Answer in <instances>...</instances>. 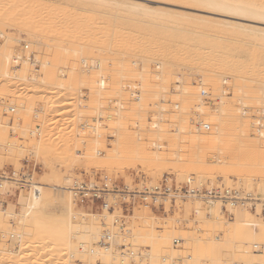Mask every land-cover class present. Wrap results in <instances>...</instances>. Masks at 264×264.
Here are the masks:
<instances>
[{
  "label": "bare ground",
  "instance_id": "obj_1",
  "mask_svg": "<svg viewBox=\"0 0 264 264\" xmlns=\"http://www.w3.org/2000/svg\"><path fill=\"white\" fill-rule=\"evenodd\" d=\"M14 1L16 2L14 3ZM37 1L32 3L29 0H0V125L6 119V122L4 121L3 126L0 127V138L4 144L6 141H9L7 140L9 139L7 138V127L10 126V131L17 134L19 132L20 135L18 134V136L21 139H26L28 135L31 137L36 134L38 139H31L29 145H26L29 150L26 151L33 157L36 155L46 156L41 153L47 149V146L50 148L52 146L51 143L50 145L45 144L47 141L45 140L46 134L50 133V131L44 133L47 126L45 125V120H47L46 115L44 114V121L42 120L44 125L40 121H38L40 122L39 126L35 125L37 130H33L34 126L29 130L28 124L24 127L23 124L24 122H29V120L31 121V119H35V117L39 119V112L46 110L48 113L50 107L48 106V109L46 106L45 100H47V95L52 97L55 100L54 103L57 104L54 107L55 109L51 106L52 108L49 113L53 109L51 113H54L57 118H62L69 114L73 116L74 114L75 116L70 118L72 120L69 119L70 121L67 123H71L70 125L73 127L81 125L86 127L82 136H80V133V138L77 136L76 139L82 138L80 140L82 142H91L87 146V154L102 155L98 159H101L103 164L119 165V163H122L121 160L124 161V165L128 162L126 160H134V162L132 161L134 164L137 160L141 162L140 166L143 163L142 166L144 167L143 169L140 167L141 171H145L146 169L147 171L148 169L154 171L155 166L159 163L165 164V166L168 164L167 166L169 167V163L175 165L174 162H176V165L178 166L179 163L180 167H178L183 171L186 169L184 163H188V165L192 164L190 161L192 160L191 157H193L194 160L197 159L199 161L198 164L200 165L197 167L204 164H210L211 166L212 163L210 162L205 161L202 163L201 159L205 158L204 156L207 152H202V150L210 149L215 145H222V147L223 144L228 145L231 140V136L229 135L230 130L236 132L237 137L234 134L233 139H236L235 141L238 140L240 143L249 138L256 142L259 141L258 137H263L260 139L261 146L259 147L264 148V134H262L264 132L259 131V129H264V55H262V53L264 54V2L256 0H180L187 5L185 9L189 11L179 13L171 10L151 8L145 4L130 0H61L83 5V10L90 12L94 10V13L96 12L97 14H91L90 16L88 14L86 17H83L82 15L78 16V14L70 13L59 17L58 14V16L56 15L53 7L44 4L42 1L37 3ZM167 5L180 7L172 4ZM190 11L194 13H190ZM172 16L178 17L179 20H171ZM143 20H146L148 23L143 24L149 27L148 31L154 30L152 31L154 36L153 33L151 34V32L147 31L149 33L148 37L153 36L154 41H152V38V40L137 38L136 35L138 33H135L136 30L134 31V29L138 27L137 23ZM181 20L209 23L220 30L231 31L237 35L233 37L247 40L252 46L263 50V52L260 51L261 54L259 52L261 55L259 57L261 59L263 57V59L260 60L258 57V60L256 58L258 50L251 51L255 57L251 54L249 61L237 53H234L235 55L232 54L231 51H227L230 49H225L223 46H220V49L221 47L223 49L219 52V48H215L218 43H215L214 47L211 41L213 51L212 48H209L211 51L206 49L208 53L200 55L194 52L199 50L201 53L200 47L202 50H205V46L209 44L206 42L207 44L205 43L204 46V42L200 40L198 42L187 43L189 50L186 48V45L185 48L187 50H181L183 42L181 40L182 37L179 35L180 32L177 34L167 33V30L174 28L171 26L173 23L177 24ZM157 21L158 23H155ZM139 25L141 26V24ZM150 27L155 28L150 29ZM157 27H162L164 33L161 31V34L156 35V31L159 33L162 29H158ZM7 28L9 30L12 28L18 34L22 33L24 37L16 36L14 40L12 39L10 42L7 40L6 42L4 40L6 38L3 36L7 33ZM144 31L143 33H145ZM165 31L167 34H165ZM157 36L158 38L155 39ZM40 40L43 41L44 53L46 52L44 58L38 57L36 53L41 47L38 49L35 48L36 45H33V41L36 44ZM8 44H10L9 47ZM189 44L192 45L189 46ZM198 45L201 46L198 48ZM185 51L194 52V55L197 53L196 56L200 55L194 58L195 60L189 56L196 62L195 66L194 62L191 63L192 59L190 60L191 66L195 67H191L196 72L194 73V75L196 74L194 77L199 79L195 86H191L190 88L189 85L190 91H188L189 88L187 90L184 88L186 81H184V78H181L184 74H181L182 70L181 72L179 70L180 74L178 72L179 75L175 74V77L172 70H170L172 66H177V64L172 65V62L180 61L182 57L189 58L184 55L186 54L184 53ZM182 54L183 56L180 58L179 56ZM186 58L184 59L186 60ZM170 59L173 61L171 62ZM187 63L184 64L187 65ZM152 64L156 68V72L153 71L154 73L149 71ZM181 64L178 66L183 65ZM34 66L39 67V76L44 77L43 79H39L42 86L46 87L44 90L47 89L48 91L52 87L51 85L50 87L46 85L50 83L53 85L54 91H52L53 93L51 92L52 96L49 92L51 89L48 91L50 95L44 92V90L40 92L39 88L42 87L41 84L37 83L35 84L39 85L37 90L39 92L34 90L29 91L31 89L28 88V92L25 89V94L23 93L22 96L21 92L18 94L16 91L18 86L31 83L29 77L34 81L32 76H37L31 75L37 72L33 70ZM30 72L33 73L30 74ZM172 79L176 80L173 89L170 88V85L172 86ZM227 80L229 81V90H227L228 86H226L227 88L224 87L225 89L220 86L221 84L226 85ZM211 83L213 87L210 85ZM83 86L85 88L87 86L88 98L92 100L87 98L91 102L87 101L92 106L87 105V102H78L80 101L78 98L83 97L81 92V87L84 89ZM208 87H212V93H208ZM37 95L43 97L44 103L42 102L41 107L36 102ZM76 96H78V103L75 100ZM206 97L212 98L210 99L212 102H208ZM223 97L230 101L227 103L226 100L222 101L224 100ZM73 100L74 102L71 103ZM218 101H222L221 104L223 103V105L220 102L218 103ZM84 104H86V107L88 106V109L82 108ZM211 106L214 107L211 108ZM84 111H91L93 114L96 113V115L100 113L103 117L99 119L103 118L106 124L96 121V123L101 124L100 126L95 121L87 120L88 118L86 120L83 119L84 115L82 113ZM217 111L221 112V114H226L223 115L226 116L224 117L225 119L222 116L220 122L218 121L220 118L217 117L221 115H219L220 113L217 115ZM117 112H130L131 116L136 112L138 116H134L142 118L146 117L148 112H151L153 115H151L152 121L154 120L152 123L155 124L153 126L150 124L151 126L148 129L145 127L141 128L144 126V124H141L140 128L136 129L137 126L135 127L134 125L138 123L139 127V122L141 121L142 123L143 119L138 122L137 119L133 118L136 121L134 124L131 117H124V114L120 116L121 113H118L119 115L116 117ZM159 112L161 113L160 116ZM182 112L183 115L179 114ZM11 113L12 121L14 122L12 125H8V121L11 119L8 117L11 116ZM130 113L127 116H130ZM167 113L171 115H167ZM163 114L166 115L162 116ZM121 117L131 119L132 125L134 124L133 127L136 129H134L133 133H129L128 127L127 129L126 126L122 127V123H124L123 118L120 121L116 119ZM253 117L256 119V129L259 128L258 131H255L257 136H253L250 131L248 132V128H242L249 125L248 123L251 124V122L255 121ZM67 118L66 120H68ZM168 118L172 119L169 120ZM175 118H181V121L177 124V121L174 122ZM234 118L237 121H234ZM2 119L4 120L2 121ZM60 120L58 119V121ZM120 122H122L121 126H119ZM20 123L23 124L20 125ZM160 123L163 125H159ZM200 123L202 126L199 129H195L193 126V129L189 127L190 124H195L196 127ZM40 124L43 125L41 127V129L43 128L42 130L40 129ZM174 124L176 129L172 131L169 128H174ZM52 125L54 127V124ZM156 125H159L162 129L156 130ZM154 126L155 128L152 129ZM95 128L99 130H95ZM226 130H229L228 133ZM69 131L66 133L67 136L69 134L73 136L77 130ZM96 131L100 132L101 135L99 134V136L94 137L97 134ZM257 132H261L262 137ZM60 134L58 135L59 137L64 136L62 134L60 136ZM142 135L146 139V144L142 143L144 142L142 141L144 139L141 138ZM158 135V138L153 137H157ZM124 136H127L126 143L124 142L126 146L116 148V141L119 138L123 139ZM139 136H141L140 141L142 142L136 143L137 145L135 144L133 151H131L128 145H131ZM70 137L68 136V138ZM98 137L99 141H94V138L98 139ZM107 137L111 140L109 144L107 143ZM67 139L63 140L62 138L63 143L62 145L60 144L61 151L65 152L62 151V154L64 153L62 158H65L66 155L69 157L70 155L71 161L76 160L77 157L79 158L82 155L81 150L79 151L78 149L80 147L76 148L75 138L72 139L71 137V140H69H74L71 143L73 146ZM164 140L168 143H166L167 145L173 148L172 151L170 150L171 152L167 151V155L164 154V150L162 149V142ZM59 141L60 139L57 141L58 144ZM200 141L211 143L206 147V142H204L205 146L202 147L205 148L198 150L201 145ZM226 142L227 144H225ZM20 143L10 141L5 146L6 152L4 154L8 152L10 153L8 155H11L9 157L13 156L15 158H18L16 157L17 155L21 156L25 154L26 151H23V149L26 147L24 143V146ZM178 143H180L179 147H175ZM198 144L200 145L196 147L198 148L196 150L197 154L192 156L194 154L192 147L195 148ZM238 145L240 149L241 146L243 147V145ZM54 146H57V144ZM54 146L52 147L54 148ZM146 146L148 150H143V147ZM233 146L226 151L233 149ZM53 148L51 149H57ZM74 148L78 150H74ZM236 148L239 150L238 147ZM51 149H47V151H51ZM187 149L188 151L190 149L193 151L190 153L191 156H187L186 153V158L190 157L191 159H189L190 163L184 159ZM160 150L162 152H159ZM14 153L15 155L16 153L18 154L15 156L13 155ZM45 154L50 156V153H46V151ZM255 157L258 158V155L254 156V158L252 157L249 162L244 164V168L251 170L252 167L255 168V163L258 161L257 170L261 171L260 169H262V172L258 171V174H260L257 176L256 171V176L251 177V179L256 180L259 177L261 178V174L264 176V157H259L257 160ZM180 159H183L184 169L182 168L183 165L181 166ZM194 163L196 165V162ZM214 163L212 164V167L213 165L215 166V169L212 168L214 169L213 172H222L221 168L219 169V167H223L221 166L222 163L218 161ZM227 164L230 166L229 168L228 166L226 167V164L223 167L225 168L223 169V180L225 183L228 181L226 175L229 174L226 171L230 172L231 169H234L233 173L234 171L237 172L240 166L244 169L242 167L243 164H239V166L238 163L236 165V163L229 161ZM121 165L119 166L121 167ZM238 166L239 168H237ZM126 167V165L123 166V168ZM212 169L210 168L211 171ZM193 170L196 171L197 169ZM210 170L208 169L209 172ZM199 171H196L198 175L195 173L198 180H200L199 185L205 176L213 174L212 172L206 174L207 170L204 169L200 171L203 174H199ZM191 179L193 178L191 177ZM0 180H2L0 193L3 195L2 197L5 196L3 199L0 198V264H264V217L261 215V208L259 207L260 204L264 206V197L254 196L252 198L248 196L252 195L251 188V192L240 194L237 192L238 189L233 190L229 187L231 184L226 183L224 189L222 186L221 189L219 187L217 189L211 188L206 190L207 192L212 190L217 192L224 190L232 192L234 200L238 199L237 197L243 200L241 202L242 206L240 204L232 205L233 202L230 200L224 203L219 199L210 200L206 196L198 197L194 195L189 197L182 194L179 195L178 197L189 199V202L183 203L182 214L185 215L184 220L185 218L189 219L191 215L194 216L193 221L187 224L184 220L180 219L181 213H179L178 209H181V205L179 203L176 205L175 210H173L174 217L172 218L166 216L167 218L164 220L155 219L151 216L149 209L145 207L141 209L140 214L137 212L132 213V220L130 219L131 221L126 224L123 219L121 220L123 218L121 212L116 211V209L109 211L107 208L102 207L101 214H94L90 210L85 211L82 206L77 205L78 201L74 192V186L76 183H80V180L71 181L69 185L70 189L63 183L62 185L65 186L63 190L55 184L52 186L33 185L29 182L30 179L24 175L18 177L16 180H8L5 174H0ZM159 181H163L161 175L159 176ZM23 186L28 187L27 192L21 190ZM246 187L249 189L248 186ZM144 188L149 189L151 192L153 191V188L150 186H145ZM259 188V191L264 196V183L259 185ZM190 189L194 191L193 193L200 191V188L197 189V187H190ZM110 192V190L103 192L107 205H109L107 198L110 197ZM154 195L159 196L160 193H155ZM15 196H17L16 203L13 202L14 204H7L6 207L3 206L4 202H6L5 199ZM206 202L208 206H206ZM138 203L134 202L135 205ZM165 203L168 204L169 202L166 200ZM251 206H254V209L256 207L255 212H251L252 214L249 210L240 213L235 210V207L250 209ZM222 208L226 210L223 211ZM223 212L231 215V217L226 219ZM255 216H259L260 221H255ZM11 222L17 225L15 230L11 228ZM249 234H254L260 242L261 246L256 254L240 250L241 245L249 243L247 241V235ZM17 248L19 249L18 251L21 250V253H17L18 251L15 250ZM28 261L30 262L28 263Z\"/></svg>",
  "mask_w": 264,
  "mask_h": 264
},
{
  "label": "rangeland",
  "instance_id": "obj_2",
  "mask_svg": "<svg viewBox=\"0 0 264 264\" xmlns=\"http://www.w3.org/2000/svg\"><path fill=\"white\" fill-rule=\"evenodd\" d=\"M36 2L37 0H29V2ZM44 2V4H47L48 6H50V7H53L54 9H55V13H56V15L58 14L59 15V17H62V15H64V16H66L67 14H70V13H74V14H78V16L79 15H82L83 17L85 16H87L88 14H89V16L91 15V14H94L95 15V13H94V10H93V12L91 11H86V10H83V5H79V4H72V3H70V1H61V0H38L37 1V3L39 2ZM129 1V0H128ZM130 1H135V2H139V3H142V4H145V5H147V6H149V7H151V8H156V9H164V10H171V11H174V12H179V13H183V12H188L189 10H186L185 8H186V6L187 5H185V3L183 2V1H180V0H176V1H168V0H149V1H147V0H130ZM256 1H259V2H264V0H256ZM16 1H14V3H15ZM167 4H172V5H175V6H180V7H174V6H171V5H167ZM182 7V8H181ZM194 13L193 11H190V13ZM97 14V13H96ZM57 15V16H58ZM61 15V16H60ZM94 15H92V16H94ZM195 15H197V14H195ZM81 17V16H80ZM171 20H179V18L178 17H175V16H172L171 17ZM148 24L147 22H146V20H143V21H141V22H139V23H137V25H138V27H136L135 29H134V31H135V33H138L136 36H137V38H145L146 40L148 39H150V40H152L153 39V36H154V33L152 32V31H154V30H152V31H148L147 29L149 28V27H147V25H143V24ZM155 23H158V21L157 22H155ZM139 24H141V26L139 25ZM140 26V27H139ZM145 26V27H144ZM171 26H173L174 28L172 29V30H167V33H171V34H177V33H179V35L182 37V42H183V47L181 48V50L182 49H186L187 47H188V44L187 43H192V42H198V40H200L201 42H204V46H205V43L206 42H208L209 44H207V46H205V50H202V48L200 47L201 45H198V48L200 47V50H201V53L199 52V50L196 48V50H198V51H194V52H197L198 54H203V53H208V51L212 48L211 47V43H210V41L212 42V46H214V44L215 43H218V44H216V47L215 48H219V52H220V50L221 49H223V48H225V49H230V50H227V51H231L232 52V54H234V53H237L239 56L241 55V56H243L244 57V59H248V61L250 60V57H251V54H253V52H251L252 50H255V51H257L258 50V52H257V56H256V58L259 60V58L261 57V52L260 51H262L263 52V50H261L260 48L258 49V48H256V46L254 47V46H252L247 40H242L241 38H238V37H233V36H235L236 34H234V33H232L231 31H228V30H220L219 28H217V27H215V26H212V25H210L209 23L208 24H206V23H197V22H195V21H188V20H181V21H179L177 24H172ZM147 27V28H146ZM140 28V29H139ZM152 28H155V27H150V29H152ZM158 29H160V28H162V27H157ZM156 28V29H157ZM12 28H10V30H9V28H7L6 29V32L7 33H5L4 34V36L3 37H5L6 39H4L6 42H7V40H9V42L10 41H12V39L14 40L15 38H16V36H23L24 37V35L22 34V33H16V31H13V29L11 30ZM139 29V30H138ZM156 29H155V31H156ZM165 29V28H164ZM143 30H145L144 32L147 34L148 32H151V34L153 33V36L152 37H148V35H149V33L146 35L145 33H143ZM163 30V28L159 31V33L156 31V35H159V34H161L162 32L164 33V31H162ZM148 31V32H147ZM162 31V32H161ZM15 32V33H14ZM141 32V33H140ZM161 32V33H160ZM143 33V34H142ZM166 33V31H165V34H167ZM15 34V35H14ZM139 34H141V35H144V36H141V35H139ZM5 35H7V36H5ZM155 35V36H156ZM163 35V34H162ZM141 36V37H140ZM148 37V38H146V37ZM237 36V35H236ZM14 37V38H13ZM11 38V39H10ZM152 38V39H151ZM156 38H158V36L157 37H155V39ZM0 40H1V38H0ZM141 40V39H140ZM180 40V41H181ZM36 41V40H35ZM35 41H33V45H36L35 46V48H38L39 49V47H41L40 49H39V51L38 52H36L37 53V56L38 57H40V58H44L46 55V52L44 53V44L42 43L43 41L42 40H40V41H37V43L35 44ZM137 41H138V39H137ZM152 41H154V39L152 40ZM179 41V42H180ZM199 41V42H200ZM41 42V43H40ZM38 43H40V44H38ZM174 44V43H173ZM172 44V45H173ZM180 44H181V42H180ZM194 44V43H193ZM201 44V43H200ZM220 44V45H219ZM39 45V46H38ZM185 45H186V48H185ZM190 45H192V44H189V46ZM210 45V46H209ZM217 45H218V47H217ZM10 46V44H8V47ZM38 46V47H37ZM220 46H223V48L221 47V49H220ZM193 47H195L194 45H193ZM197 47V46H196ZM210 48V49H209ZM215 48H214V50H215ZM21 49V48H20ZM188 49V48H187ZM186 49V50H187ZM208 51H207V50ZM35 50H37V49H35ZM189 50V49H188ZM206 51V52H205ZM211 51V50H210ZM212 51H213V48H212ZM224 51V50H223ZM254 51V52H255ZM182 52V51H181ZM194 52H188V51H185L184 53H186V54H184V55H186V56H190V57H192L193 59L194 58H197V57H199V56H196V54L197 53H195V55L193 54ZM216 52H217V50H216ZM259 52H260V54H259ZM44 53V54H43ZM183 53V52H182ZM181 54V53H180ZM236 54V55H237ZM39 55H41V56H39ZM45 55V56H44ZM235 55V54H234ZM254 55V54H253ZM262 55H264L263 53H262ZM183 56V54L181 55V56H179L180 58ZM193 56H196V57H193ZM260 56V57H259ZM178 57V58H179ZM189 57V58H190ZM249 57V58H248ZM254 57H255V55H254ZM259 57V58H258ZM39 58V59H40ZM184 58H186V57H184ZM183 57H182V59H184ZM186 58V60L184 59L183 60V62H181V60L179 61L180 63H182L181 65L182 66H178L180 63L178 62V61H175L174 63L171 61V59H170V61L172 62V65L174 64V65H176L177 64V66L175 67V66H172V68L170 69V70H172V72H173V76L175 75V74H178V72H179V70H180V72H181V70H182V72H181V74H183V76L181 77V78H184L185 80L184 81H186V83H187V85H186V83H184V88L187 90L188 88H189V85H190V88H191V86H195L197 83H198V81H199V79L197 78V77H194L195 75H194V73H196V72H194L195 70L193 69V68H191V67H194V66H191L192 64V62H194L193 64L196 66V62L195 61H193V59L192 58ZM192 59V60H191ZM262 59H263V57H262ZM261 58H260V60H262ZM169 60V59H168ZM190 60H191V63H190ZM195 60V59H194ZM251 61H252V59H251ZM250 61V62H251ZM188 62V63H187ZM184 63H187V65L186 64H184ZM254 63V62H253ZM256 63V62H255ZM258 63V62H257ZM188 64H190V66H188ZM252 64V63H251ZM35 68H33V70H35V71H37L36 73H34V74H31V73H33V72H30V74L31 75H37V76H32L33 77V79H34V81L32 80V78H30L29 77V81H31V83L29 82V84L28 85H26V84H23V85H21V86H18L17 88V92H18V94H20V92L22 93V96H23V93H24V91H25V89H27L26 91L28 92V88L29 89H31V90H29V91H32V90H34V91H37L38 90V87H39V85H37V84H41L39 81V79H43L44 77L42 76H39L40 75V72H38V71H40L39 70V67L38 66H34ZM178 67V68H177ZM182 67H183V69H182ZM186 67V68H185ZM189 68H191V69H189ZM195 68V67H194ZM156 68L154 67V65L152 64L151 66H150V68H149V71L150 72H152V73H154V72H156V70H155ZM174 69H176V70H174ZM178 69V70H177ZM186 69H187V71H186ZM32 70V71H33ZM34 71V72H35ZM154 71V72H153ZM193 73H192V72ZM180 72H179V74H180ZM15 73V72H14ZM14 73H12V74H14ZM178 74V75H179ZM255 74V73H254ZM188 75V76H187ZM191 75H192V77H191ZM38 76H39V78H38ZM176 76V75H175ZM174 76V77H175ZM185 76H187L186 78H185ZM188 77H189V79H188ZM35 78H37L36 80H38L37 82H35L36 80H35ZM197 80H195V79ZM133 80H135V79H133ZM173 81H171V83H172V86L170 85V88L171 89H173V87L175 86V79H172ZM131 83H133L132 81H130ZM197 82V83H196ZM229 81L227 80V83H228ZM35 83H37V84H35ZM88 83V82H87ZM226 83V85H220L222 88H224V87H226V86H228V88H227V90H229V83L227 84ZM48 84V83H47ZM26 87H25V86ZM46 85V84H45ZM50 85L52 86V87H50ZM211 86H212V83L210 84ZM24 86V87H23ZM34 86H36L35 88H36V90H35V88H34ZM46 86H49V87H47V88H49L48 89V91L51 93L52 91H54L53 90V85L50 83V84H48V85H46ZM22 87H23V89H22ZM33 89H32V88ZM41 87L43 88H39V90H40V92H41V90H44L46 87L43 85L42 86V84H41ZM84 87V89L81 87V92H82V95H83V97H80V98H78V96H76V103H78V102H80V103H83V102H87V105L89 104V102H91L92 100L90 99V98H88V89H86L87 88V86H86V88H85V86H83ZM126 87V89H127V85L125 86ZM213 87V86H212ZM212 87H208V93H212L211 92V90H212ZM19 88H21V89H19ZM189 88V90L188 91H190L191 89ZM210 88V89H209ZM225 89V88H224ZM23 91V92H22ZM47 91V89L46 90H44V92H46V93H49ZM37 92H39V91H37ZM229 92V91H228ZM50 93L48 94V95H50ZM53 93V92H52ZM52 93H51V96H52ZM25 94V93H24ZM46 95V94H45ZM21 96V95H20ZM38 96H40V95H37L36 96V102H37V104H38V106L39 107H41V104H43L44 103V100H43V97H39L38 98ZM47 97V98H46ZM46 99L47 100H45L46 101V106H47V108L49 109V107H50V109L53 107V109H55L54 107H55V105L57 106V104L56 103H54L55 102V100L52 98V97H49V96H47L46 95ZM127 97V96H126ZM225 97V96H224ZM223 97V98H224ZM52 98V100H50ZM80 99V101H78L77 102V100L78 99ZM90 99V100H88V99ZM171 98V97H170ZM207 98V97H206ZM205 98V99H206ZM35 99V98H34ZM40 99V100H39ZM49 99V100H48ZM127 99V98H126ZM173 99H174V97H173ZM210 99H212V98H207L206 100L208 101V102H212V100H210ZM39 100V101H38ZM89 102H88V101ZM171 100V99H170ZM219 100H222V99H219ZM226 100V103L228 102V101H230V100H228L227 98L225 99L224 98V100H222V101H225ZM83 101V102H82ZM221 101V102H222ZM39 102H41V103H39ZM43 102V103H42ZM72 102H74V100L73 101H71V103ZM220 101H218V103H219ZM221 102H220V104H221ZM116 103H117V101H116ZM225 103V104H226ZM53 104H54V106H53ZM74 104V103H73ZM73 104H71V105H73ZM83 105V104H82ZM82 105H80V106H82ZM86 104H84V107L82 106V108H87L88 109V106L86 107L85 106ZM99 105V104H98ZM221 105H223V103L221 104ZM49 106V107H48ZM52 106V107H51ZM89 106H92V104L90 103L89 104ZM12 107H14V105H12ZM212 107H214V106H211V108ZM47 109V110H48ZM50 109L48 110V113L46 112V110L44 111V112H46V113H44L43 111L42 112H39L38 113V115L40 116V118L39 119H36V117H35V119H31V121L29 120V122H24V124L23 123H20V125H22L23 124V127L24 126H26L27 124V127L29 128V130H31L32 129V127L34 126V129L33 130H37V128H36V126L35 125H38L39 126V123L40 122H43L44 121V114L46 115V119L47 120H45V125H47L46 126V131H44V133L46 132V133H48L49 131H50V133H48V135L51 137H49L47 134H46V138H45V140H47L46 142H45V144L46 145H50V143L52 144V146H54V145H56L57 144V146H54V148H57V149H54L52 146H51V148H53L54 150H52L49 146H47V149H51V151H47V149H45V151H46V153H50L49 155L50 156H47V154H45V151L43 152V153H41L42 155H46V156H41V155H39V156H32V155H30V153L28 154L27 152L28 151H26V150H29V148H28V146H26V145H29V142H30V140L31 139H33L34 138V140L35 139H38V136L35 134V135H33V136H31L30 137V135H28L27 137H29V139H27V137H26V139H21L19 136H18V134H19V132H18V134L17 133H13L12 131H10V126L9 127H7V138H9V139H7V140H9V141H6V142H8V143H10V141L12 142V141H15V142H17V143H20L21 141H23V142H21L20 144L22 145V146H24L25 145V149H23V151H26V153L25 152H23V151H21V152H23V153H25V154H23V155H17L18 153H16V155H15V153L13 154V155H15L16 157H18V158H15V157H9V156H11V155H8V154H10V153H5L4 154V152H6V148H5V146H7L8 145V143L6 144V142H5V144L2 142V139L0 140L1 142H0V144L1 143H3V144H1V145H4V146H2L1 147V145H0V174H5V175H7V174H10L12 171H14V174H15V179H12V180H16L18 177H20V176H26V177H28L29 179H30V183L31 184H33V185H36V184H42V185H53V184H55V185H58V187H60V188H62V190H63V188H65V186L64 185H62L63 183L64 184H66V186L70 189V182L71 181H73V180H80L81 182H93V181H95V182H97V183H99V184H104V183H107V185H108V187H111L112 189H114V190H116V189H118V190H123V191H127V188L128 189H130V190H135L136 189V191H142L143 189H145L144 187L145 186H150V187H152L153 188V190H154V187H164L165 185H166V183H164V182H162V181H159V176L161 175V178L163 179L164 177H165V179L167 178V186L168 187H170V186H172V188L173 189H175V190H178V191H180V192H182V193H184L185 191H187V190H189L190 189V187H197V189H201V190H208V189H211V188H215V189H217V188H219L220 187V189L222 188V186H223V189H224V187H226L225 186V184L226 183H229V184H231V186L229 185V187L230 188H232L233 190H237V192H239L240 194H247V193H249V192H251L252 191V195H248V196H251L252 198L254 197V196H259V197H261V198H263L264 196L261 194V192L259 191L260 190V188H259V185H261L262 183H264V178L262 179V177H264L263 176V174H261L262 176H261V178L259 177L258 179H251V177L253 178L254 176H256L255 175V172L257 171V173L256 174H258V171L259 170H257V167H258V161H256L259 157H264V148H261V147H259V146H261V144H260V139H262L263 137L261 136V132H264V129L263 130H260L259 128V131H261L260 133H258L259 134V136H261L262 138H260V137H258L257 139H259V141H253L251 138H249L250 139V142H249V139L248 140H243V142L241 141V143L240 142H238V140L237 141H235L234 139H233V137H234V134H235V136H236V132H232L231 130L229 131L230 132V143H229V141H228V143L229 144H231L230 145V147H229V144L228 145H224L223 144V147L225 146V148H223L222 147V145H215L214 147H212V148H210V149H206V150H202V148H205V147H202V146H205L204 144V142H206V147H207V145H209V143H211V142H208V141H204V142H201L200 141V143H201V145L200 144H198V145H196L195 146V148L196 147H198L199 145V149L198 148H194V147H192L193 148V151H194V154H192V156L194 155H196L197 153H196V150L198 149V150H202V152H204V151H207L205 154V158H200L201 160H202V163H204L205 161H207V162H210V163H214V162H221L222 164H221V166H225V164H226V167L228 166V161L229 162H232V163H236V165H237V163H238V165L240 164V165H242V167L244 168V164H246L247 162H249L251 159H252V157L254 158V156H257L258 155V158L257 157H255V159H253V160H255L256 161V163H257V165H256V163H255V168H253L252 167V169L251 170H249V168L248 169H242L241 168V166H240V169H238V171L236 172V171H234V173H233V170L234 169H229L230 170V172H228V171H226L227 173H229L228 175H226L227 177H228V181L225 183L224 182V180H223V173H224V171H223V169H225V168H223V167H219V169L220 170H222V172L220 171V172H218V171H216V172H213V170L215 169L214 167L216 166L215 165V163H214V165H213V167H212V164H211V166H210V164H204V165H201L200 167H197V166H199L200 164H198V160L196 159V160H194L193 159V157H191V159H190V157H188V159L186 158L187 156H191L190 155V153L191 152H193L191 149L188 151V149L185 151V157H184V159L187 161L188 160V162L190 161L192 164H189L188 165V163L186 164V163H184V165H186V169H184L185 168V166L183 165V162H182V160H181V166H182V168L184 169H182L183 171H181L180 170V166H179V163H178V166L176 165V162H174L175 163V165L173 164H171V163H169V167L167 166L168 164H166V166H165V164L163 165L162 163H159L157 166H155V168H154V171H150L149 169H148V171H147V169L143 172V171H141L142 169H143V167L144 166H142V164H141V166H140V163L141 162H138L137 160V162L135 161V163L133 164V162H134V160H126V161H128V162H126L127 164H125L127 167L126 168H123V166H125L124 165V161H122L121 160V162L122 163H119V165H121V167L119 166V165H110V164H103V161H101V159H98L99 157H101V156H99L98 154H94V155H90V154H87V146H88V144L89 143H91V142H89V143H86V142H82V141H80L81 139H78V138H80V136H82V134L85 132V130H86V127H83L82 125L81 126H71L70 124H68L69 122L68 121H70V120H72V119H70V118H73L75 115L73 114V116L71 115V114H69L68 116H65V117H56L55 116V114L53 113H51L52 111H53V109L51 110V112L49 113V111H50ZM16 110H17V108H16ZM151 111V110H150ZM219 111V110H218ZM217 111V115H218V113H220L219 115H221V116H219V117H217V118H220V120L218 119V121L220 122L221 121V118H222V116L223 115H226V114H221V112H218ZM21 112H24V111H21ZM43 113V114H42ZM84 113V114H83ZM82 113V115H84V118L83 119H87V120H92L93 122L95 121V123H96V121H100V122H104V119L103 118H101V119H99L100 117H103L100 113V115L99 114H97L96 115V113L95 114H93V112H87V111H84ZM98 113V112H97ZM121 113V112H117V114H116V117H118L117 115H119V114ZM128 113H130V112H125V113H121L120 114V116L121 115H123L124 114V117L126 116V117H131V119H132V121H134L133 120V118L136 120H138V122H139V120H141V119H143V121H142V123H141V121L139 122V127H138V123L137 124H135V122L136 121H134L133 123L135 124H133L135 127L137 126V128L136 129H138V128H140V125L142 124H144V126H142L141 128H147L148 129V127L149 126H153L154 124L152 123L153 121H152V117H151V115H152V113L151 112H148L147 114H146V117H144V118H142V117H140V119H138L139 117H136V116H138V114L135 112L134 114H133V116H131V113H130V116L128 115L127 116V114ZM151 113V114H150ZM163 113H166V112H163ZM41 114V115H40ZM47 114H49V115H47ZM51 114V115H50ZM126 114V115H125ZM160 112H159V116H160ZM170 113H167V115H169ZM179 114H182L183 115V112L182 113H179ZM238 114V113H237ZM52 115H54V116H52ZM93 115V117H91ZM94 115H95V117H94ZM99 115V116H98ZM134 115H136V116H134ZM164 115H166V114H163L162 116H164ZM171 115V114H170ZM254 115V114H253ZM253 115H251V116H253ZM85 116H86V118H85ZM153 116V115H152ZM48 117V118H47ZM67 117H69V118H67ZM224 117H226V116H223V119H225ZM255 117V116H254ZM253 117V120L255 119ZM9 119H10V121H8V125H12L13 124V122L14 121H12L13 120V118H12V113H11V116H9L8 117ZM53 118H54V120H53ZM66 118L68 119V120H66ZM123 117H121V118H116L117 120H119L120 121V119H122ZM146 118V119H145ZM164 118V117H163ZM194 118V117H193ZM238 118V117H237ZM8 119V120H9ZM51 119H52V121H51ZM56 119H57V121H56ZM58 119L60 120V121H58ZM70 119V120H69ZM96 119V120H95ZM99 119V120H98ZM124 119V118H123ZM131 119L129 118H126V119H124V120H126V121H124L123 120V122L124 123H122V122H120V125L119 126H121L122 124V127L123 126H126V129H127V127H128V131H129V133L131 132V133H133V131H134V129H135V127H133V125H132V121H131ZM165 119V118H164ZM169 120H171L172 118H168ZM239 119V118H238ZM4 119H2V121H3ZM43 120V121H42ZM62 120H65V121H62ZM103 120V121H102ZM116 120V121H117ZM130 120V121H129ZM146 120V121H145ZM161 120V119H160ZM1 121V122H2ZM5 122H6V119L4 120ZM4 121L1 123V125H0V127H2L3 125V123H4ZM38 121H40V122H38ZM46 121H48V122H46ZM128 121V122H127ZM175 121H177L176 123L178 124V122H180L181 121V118L179 119V118H175V120H174V122ZM234 121H237V119H235L234 118ZM23 122V121H22ZM33 122V123H32ZM38 122V123H37ZM51 122H53V123H51ZM58 122V123H57ZM59 122H61V123H59ZM65 124H64V123ZM68 122V123H67ZM106 122V121H105ZM101 123V124H106V123ZM127 122V123H126ZM162 122V121H161ZM47 123V124H46ZM49 123V124H48ZM67 123V124H66ZM98 123V122H97ZM96 123V124H97ZM107 123H108V121H107ZM122 123V124H121ZM163 123V122H162ZM162 123H160L159 125H163ZM175 123V124H176ZM253 123H256V119H255V121H253V122H251V124L250 123H248L249 125H247L246 127H242L243 129H247L248 128V132L250 131L251 132V134L253 135V136H257L256 135V133H255V131H258V129H256L257 127H256V125H257V123L256 124H253ZM34 124V125H33ZM50 124H51V126H50ZM52 124H54V127H53V125ZM57 125V127H55L56 125ZM61 124V125H60ZM65 126H64V125ZM100 123H98L97 125H99ZM101 124H100V126H101ZM116 124V125H117ZM124 124H127V125H124ZM147 124V125H146ZM151 124V125H150ZM156 124H158V123H156ZM175 124H174V128L173 127H171V128H169L170 130H172L173 131V129H176L175 128ZM176 124V125H177ZM41 125V124H40ZM43 125H44V122H43ZM43 125H41L40 126V129H41V127L43 126ZM146 125V126H145ZM159 125H156L157 126V128H155V126L154 127H152V129L153 128H155L156 130L157 129H159V130H161L162 128L159 126ZM167 125V124H166ZM250 125H251V129L249 130V128H250ZM50 126V127H49ZM64 126V127H63ZM192 126L195 128V129H199L202 125H201V123L200 124H198L196 127H195V124H190L189 125V127H191L192 128ZM249 126V127H248ZM26 127V128H27ZM59 127V128H58ZM71 129H70V128ZM76 127V128H75ZM78 127H79V129H78ZM94 127H96L95 125H94ZM99 127V126H98ZM97 127V128H98ZM159 127V128H158ZM254 127V128H253ZM31 128V129H30ZM45 128V127H44ZM53 128H54V130H53ZM73 128V129H72ZM75 128V129H74ZM119 128V127H118ZM190 128V129H191ZM253 128V129H252ZM43 129V128H42ZM41 129V130H42ZM58 131H57V130ZM135 129V130H136ZM193 129V128H192ZM194 129V130H195ZM40 130V131H41ZM63 130H65V131H63ZM69 130H71V131H76V133L73 135V136H71L70 134H69V132H71V131H69ZM95 130H99V129H96L95 128ZM155 130V131H156ZM54 131V132H53ZM60 131V132H59ZM67 131H69L68 132V136L70 137H72V139L73 138H75L74 140H72V141H69V140H71V137L70 138H68V136H67ZM84 131V132H83ZM87 131H88V129H87ZM86 131V132H87ZM228 131L226 130V132L228 133ZM247 131L245 132L246 133V135H247ZM52 132V133H51ZM59 132V133H58ZM97 132V134H95L94 135V137L95 136H99V134L101 135V133L100 132H98V131H96ZM95 132V133H96ZM226 132H224L225 134H227ZM11 133V134H10ZM57 133V134H56ZM62 134V135H64V136H62V137H59L58 135L59 134ZM74 133V132H73ZM81 133V134H80ZM130 133V134H131ZM221 133V132H220ZM14 134H16V135H14ZM51 134V135H50ZM56 134V135H55ZM61 134H60V136H61ZM79 134H80V136H79ZM128 134V133H127ZM262 134H264V133H262ZM20 135V134H19ZM53 135H55V136H53ZM65 135H66V137H65ZM126 135V134H125ZM17 136H18V138H17ZM35 136V137H34ZM48 136V137H47ZM78 136V138L76 139V137ZM264 136V135H263ZM65 137V138H64ZM127 137V136H126ZM126 137L124 136L123 137V139L122 138H119L117 141H116V144H117V147L116 148H118L119 146L120 147H125L126 145H124L126 142ZM141 136H139L138 138H140ZM154 138H158L159 137V135L156 137V136H153ZM237 137V136H236ZM56 138H57V140H56ZM62 138H63V140L64 139H67L69 142H70V144L71 143H73V141L75 142V144L77 145V147L76 148H78V147H80V148H78L79 149V151L81 150V156L78 158H76V160L74 161L73 159V161H71V158H70V155H69V157H67L68 155H64L65 156V158H62V155L65 153L63 150V154H62V151H61V145H62V143H63V141H62ZM124 138H125V140H124ZM136 139L135 141H137V140H139V141H137V142H135V141H133L132 143H131V145L129 144L128 145V147L130 148V150L131 151H133V149H134V147H135V144L137 143H141L142 141H144V142H142V143H144V144H146L147 142H145V138H144V136L142 135V137L141 138H143L144 140H142V141H140L141 140V138L140 139ZM166 138V137H165ZM164 138V139H165ZM60 139V141H59V144H58V140ZM95 140L94 141H99V137H98V139H96V138H94ZM110 138L109 137H107V143L109 144V142L111 141V140H109ZM247 139V138H246ZM66 140V141H67ZM77 140V141H76ZM123 140V141H122ZM255 140V139H254ZM121 141V142H120ZM53 142V143H52ZM125 142V143H124ZM240 144V145H243V147L241 146V149H240V146L237 144ZM23 143H24V145H23ZM163 143V147H162V149L164 150H162L163 152H164V154L165 155H167L166 153H167V151H172V149L173 148H171L169 145H167L168 143L164 140V142H162ZM162 143H161V146H162ZM167 143V144H166ZM260 145H259V144ZM54 144V145H53ZM61 144V145H60ZM136 144V145H137ZM179 144L180 143H178V144H176V146L175 147H179ZM225 144H227V142L225 143ZM233 144H235V146H233ZM237 144V145H236ZM246 144V145H245ZM248 144V145H247ZM60 145V146H59ZM72 146H73V144H71ZM90 145V144H89ZM210 145H212V144H210ZM147 146H149L148 144H147ZM143 147V150H148V147ZM150 146H151V144H150ZM228 146V147H227ZM231 146H233V149H229L228 151H226L228 148H231ZM59 147H60V149H59ZM119 147V148H120ZM209 147V146H208ZM227 147V148H226ZM236 147H238L239 148V150L237 149H235ZM76 148H74V150H78V149H76ZM259 148V149H258ZM3 149H4V151H3ZM2 150V151H1ZM159 151V152H162V151ZM233 150V151H232ZM241 150H243V151H241ZM170 151V152H171ZM222 151V152H221ZM224 151V152H223ZM57 152V153H56ZM202 152H200V153H202ZM220 152V153H219ZM239 152V153H238ZM55 153V154H54ZM169 153V152H168ZM186 153H187V156H186ZM219 153V154H218ZM223 153V154H222ZM231 153H233V154H231ZM20 154V153H19ZM22 154V153H21ZM27 154V155H26ZM37 154V153H36ZM189 154V155H188ZM30 155V156H29ZM60 155V156H59ZM222 155V156H221ZM224 155V156H223ZM234 155V156H233ZM23 156V157H22ZM43 157V158H42ZM228 157H230V158H228ZM233 157V158H232ZM5 158V159H4ZM7 158V159H6ZM4 159V160H3ZM14 161H13V160ZM190 159V160H189ZM71 162H70V161ZM125 160V159H124ZM264 160V159H263ZM133 161V162H132ZM193 161V162H192ZM254 161V162H255ZM260 161V160H259ZM130 162V163H129ZM179 162V161H178ZM189 162V163H190ZM194 162H196V165H195V163ZM194 164V165H193ZM198 164V165H197ZM191 165V166H190ZM194 168H193V167ZM239 166L237 167V168H239ZM140 167H142V169L140 168ZM191 167H192V170H191ZM196 167V168H195ZM212 169V168H214V169H212V171L210 170V168ZM230 166H228V168H229ZM236 167V166H235ZM166 168H168V169H166ZM188 168H189V170H188ZM198 168H201V169H198ZM206 168V169H205ZM217 168H218V166H217ZM251 168V167H250ZM193 169H197L196 171L198 172V170H202V169H204V170H207L206 172L205 171H202V172H205L206 174H208V173H210V172H212L213 174L212 175H207V176H205L204 177V180H202L201 181V183H200V185H199V181L200 180H198V177H197V175H198V173L195 171V170H193ZM208 169L210 170V172L208 171ZM242 169V170H241ZM188 170V171H187ZM191 170V171H190ZM235 170H237L236 168H235ZM248 170V171H247ZM255 170V171H254ZM261 171H259V172H262V169H260ZM147 171V172H146ZM186 171V172H185ZM190 171V172H189ZM193 171H195L194 173H193ZM199 171V174L201 173ZM244 171H246V172H244ZM241 172V173H240ZM244 172V173H243ZM248 172V173H247ZM185 173H187V174H185ZM194 174L193 176L192 175H190V174ZM195 173H197V175H195ZM226 173V174H227ZM239 173V174H238ZM263 173H264V170H263ZM201 174H203V173H201ZM239 176H238V175ZM260 174V173H259ZM259 174L257 175V176H259ZM159 175V176H158ZM241 175V176H240ZM183 176V177H182ZM158 177V178H157ZM190 177V178H189ZM191 177L193 178V179H191ZM195 177V178H194ZM209 177V178H208ZM239 177V178H238ZM211 178V179H210ZM241 179V180H240ZM244 179V180H243ZM0 182H2V180H0ZM247 182V183H246ZM244 183V184H243ZM250 183V184H249ZM1 184V183H0ZM248 184V185H247ZM251 185V186H250ZM246 186H248V188L249 189H247V187ZM250 186V187H249ZM158 187V188H159ZM250 188L252 189L251 191H250ZM259 188V189H258ZM28 187H22L21 188V190L22 191H25V192H27L28 190ZM240 189V190H239ZM147 190H149V189H147ZM61 191V190H60ZM111 191V190H110ZM150 191V190H149ZM181 195V194H180ZM235 195H238V194H235ZM3 195L0 193V198H4V197H2ZM110 197L109 198H107L108 200V203H109V205H112V207H110V209H109V211L110 210H112V209H116V211H118V212H121V215H122V217L123 218H121V220L123 219V221H125L124 223H129L132 219H131V216H132V213H134V212H137L138 214H140V212H141V209L142 208H148L149 209V211H150V214H151V216L152 217H154L155 219H158V220H164V219H166L167 217H169V218H172V217H174L173 216V210H175V208H176V205L179 203V205H181V209H178L179 210V213H181V215H180V219H182V220H184V217H185V215L184 214H182L183 212H182V208L184 207L183 206V203H187V202H189V199H187V198H183V197H175V201H172L171 203H168V204H166L165 203V201L166 200H162V203H163V205H161V206H148V205H139L140 203H138V204H136V206L135 207H133V206H131V205H129V204H127L128 203V201L126 202V203H123V202H118V203H116V199H118V196H116V194H111V195H109ZM74 197H75V195H74ZM16 198H17V196H15V197H9V198H7V199H5V201L6 202H4V207H6L7 206V204H14V203H16ZM14 199V200H13ZM110 199V200H109ZM114 200V201H113ZM9 202V203H8ZM11 202V203H10ZM14 202V203H13ZM174 202V203H173ZM77 203V202H76ZM137 203V202H136ZM205 204H207V202L205 203ZM77 205H79V206H82L83 207V209L85 210V211H87V210H90V212L91 213H94V214H101V211H102V200H94V202L93 203H91V202H86L85 204H80V203H77ZM166 206H167V208H166ZM206 206H208V204L206 205ZM221 206V205H220ZM255 206V205H254ZM261 206H262V204H260L259 205V207L261 208ZM103 207H105V206H103ZM108 209V208H107ZM167 210V211H166ZM181 210V211H180ZM222 210L224 211V208H222ZM235 210H237V212L238 213H240V212H243V211H245V210H249V212L251 213H253V212H255V210H256V207H255V209H249V208H245V207H235ZM226 212H223V214L225 215V218L226 219H228V218H230L231 217V215H227V214H225ZM251 213V214H252ZM167 216V217H166ZM255 218L256 219H254L255 221H260V217L259 216H255ZM131 219V220H130ZM193 219H194V216L193 215H191L190 217H189V219H187V218H185V220H184V222L187 224L188 222H192L193 221ZM119 220H120V218H119ZM163 222V221H162ZM161 222V223H162ZM183 222V221H182ZM183 222V223H184ZM12 223V222H11ZM10 223V224H11ZM11 228H13L14 230H15V228L17 227V225L16 224H14V223H12L11 225ZM6 239H8V238H6ZM247 241H249V243L247 244V245H241L240 246V250H242V251H247V252H249L250 254H256L257 252H258V250H259V248H260V242L258 241V239H257V237L254 235V234H249V235H247ZM204 242V241H203ZM176 245H178V244H176ZM15 250H19L18 248L17 249H15ZM21 253V250L20 251H18L17 253ZM21 256V255H20ZM22 257V256H21ZM30 261H28V263H29Z\"/></svg>",
  "mask_w": 264,
  "mask_h": 264
},
{
  "label": "built area",
  "instance_id": "obj_3",
  "mask_svg": "<svg viewBox=\"0 0 264 264\" xmlns=\"http://www.w3.org/2000/svg\"><path fill=\"white\" fill-rule=\"evenodd\" d=\"M15 174L14 171H12L10 174H7L6 177L8 178V180H12L15 179ZM162 182L166 183V185L163 188L159 186H158L159 188L154 187V190L152 192L147 189H143L142 191H136V189L130 190L128 188L127 191L126 190L120 191L118 189L114 190L111 187H108L107 183L99 184L95 181L92 182L94 184H92L91 182H87V183L80 182V183H76V185L74 186V192L77 196L78 203L85 204L86 202L93 203L95 199L102 200V207L105 206V208H108V210L110 209V207H112V205L106 204V200L103 194V192H107L108 190H111L110 194H116V196L119 197V199H116V203L118 202L126 203L128 201L127 204L133 207L136 206L134 202H139L140 203L139 205L161 206L163 205L162 200H167L169 203H171L172 201H175V197L179 196L180 194L189 197L194 195L198 197L206 196V198L209 197L208 199L210 200L219 199L224 203L230 200L231 202H233L232 205H239V204L241 206L243 205L241 204L243 200H241L239 197H237L238 199L234 200V196L231 194L232 192H227L226 190L222 192H217L213 190L207 192L206 190L200 189L199 192L193 193L194 191L189 189L184 193H182L178 190L173 189L172 186L168 187L167 178L165 179L164 177ZM0 192H1V185H0ZM155 193H160V195L155 196L154 195ZM250 209H254V206H251ZM224 210L226 209L224 208ZM260 213L264 217V206H261Z\"/></svg>",
  "mask_w": 264,
  "mask_h": 264
}]
</instances>
